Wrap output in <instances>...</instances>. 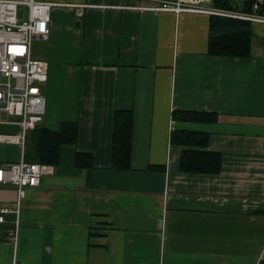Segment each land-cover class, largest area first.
Segmentation results:
<instances>
[{
	"label": "crops",
	"instance_id": "obj_1",
	"mask_svg": "<svg viewBox=\"0 0 264 264\" xmlns=\"http://www.w3.org/2000/svg\"><path fill=\"white\" fill-rule=\"evenodd\" d=\"M47 1L84 6L53 8L48 38L32 51L48 63L40 126L77 123L78 137L60 148L53 174L25 191L18 216L16 190L0 185V208L9 209L0 264H256L264 247V25H253L250 57H216L207 54L209 16L116 8L131 0ZM119 110L133 113L129 171L111 169ZM177 111L217 121L180 122ZM176 131L208 134L221 172L181 173ZM77 153L93 169L76 167ZM20 159V147L0 144V167ZM17 217L15 246L7 226Z\"/></svg>",
	"mask_w": 264,
	"mask_h": 264
},
{
	"label": "built area",
	"instance_id": "obj_2",
	"mask_svg": "<svg viewBox=\"0 0 264 264\" xmlns=\"http://www.w3.org/2000/svg\"><path fill=\"white\" fill-rule=\"evenodd\" d=\"M131 1L135 4L116 8L175 16L197 14L264 25V0ZM227 1L238 8H224ZM60 6L84 7L47 0H0V127L11 129L0 133V144L17 145L21 149L19 162L0 167V185L16 190L17 216L25 191L37 187L43 177L54 172L50 165L26 162L24 151L29 133L42 124L46 109L42 85L47 79L48 63L34 58L33 45L47 40L52 9ZM8 213L7 207L0 208V225L6 223ZM7 227V237L16 246L18 217ZM256 264H264V247Z\"/></svg>",
	"mask_w": 264,
	"mask_h": 264
},
{
	"label": "trees",
	"instance_id": "obj_3",
	"mask_svg": "<svg viewBox=\"0 0 264 264\" xmlns=\"http://www.w3.org/2000/svg\"><path fill=\"white\" fill-rule=\"evenodd\" d=\"M224 8L237 9L232 2H225ZM254 38L253 25L239 20L220 17L209 19V39L207 54L216 57L247 58L251 56ZM173 118L180 122L213 124L217 121L215 113L174 112ZM5 130H11L10 128ZM79 127L77 123H62L59 131L53 132L38 126L29 133L24 160L29 163L56 166L59 151L63 145H74ZM133 138V113L119 110L114 115L111 169L129 171ZM170 142L181 147L179 170L185 174L218 175L222 168L220 153L207 151L209 135L198 132L176 131L171 134ZM89 155L77 153L75 166L93 169ZM156 168H151L154 170Z\"/></svg>",
	"mask_w": 264,
	"mask_h": 264
},
{
	"label": "rangeland",
	"instance_id": "obj_4",
	"mask_svg": "<svg viewBox=\"0 0 264 264\" xmlns=\"http://www.w3.org/2000/svg\"><path fill=\"white\" fill-rule=\"evenodd\" d=\"M264 29V28H263ZM262 32H260V33H258L259 34V36H261L262 35V38L260 37V39H259V41H262V42H264V40H261V39H264V30H261ZM0 133H6V131L4 130V131H2V130H0Z\"/></svg>",
	"mask_w": 264,
	"mask_h": 264
}]
</instances>
